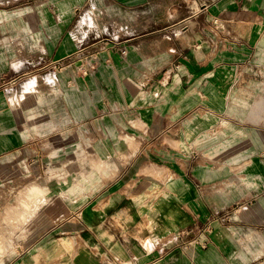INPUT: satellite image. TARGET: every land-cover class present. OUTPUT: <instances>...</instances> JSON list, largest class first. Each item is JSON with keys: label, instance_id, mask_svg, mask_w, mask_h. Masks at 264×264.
I'll return each instance as SVG.
<instances>
[{"label": "rangeland", "instance_id": "374dc122", "mask_svg": "<svg viewBox=\"0 0 264 264\" xmlns=\"http://www.w3.org/2000/svg\"><path fill=\"white\" fill-rule=\"evenodd\" d=\"M155 1L0 0V139L9 136L11 146L0 152V264L36 248L44 234L57 236L50 227L73 210L77 223L82 206L117 176L116 158L150 150L163 157L167 147L186 152L194 142L204 163L235 174L237 186L249 185L251 168H258L249 159L264 158V25L250 60L230 71L232 83L204 84L183 116L143 118L132 111L129 88L162 79L163 63L182 44L177 18L191 8ZM111 85L120 102L101 101ZM141 96L136 104L152 105L154 95ZM158 99L151 107H161ZM29 185L35 193L24 210L22 190ZM161 192L157 187L139 198V210ZM244 202L242 196L232 205L235 220ZM245 221L235 231L240 241L264 237V225ZM261 251L251 264H264Z\"/></svg>", "mask_w": 264, "mask_h": 264}, {"label": "crops", "instance_id": "0c3cea01", "mask_svg": "<svg viewBox=\"0 0 264 264\" xmlns=\"http://www.w3.org/2000/svg\"><path fill=\"white\" fill-rule=\"evenodd\" d=\"M176 1L155 3L191 7L177 18L182 25L180 51L170 53L163 63L162 79H153L147 89L129 88L130 101L125 98L143 118H167L176 112L183 116L187 102L204 84L221 87L232 83L230 71L250 60L263 31L264 0ZM159 15L152 13L155 19ZM192 21L197 28H191ZM112 86L102 89L105 97L101 101H121L112 98ZM143 93L155 96L151 106L159 96L161 107L136 104ZM85 103L92 112L93 100L86 96ZM192 143L184 147L186 152L167 147L163 157L150 150L148 156L116 158L117 176L82 206L77 223L78 213L73 210L65 221L50 227V233L59 231L57 236L44 232L36 248L24 249L6 264H251L263 252L264 237L247 245L235 231L243 228L246 219L264 225V158L258 162L249 159L248 166L258 168H251L249 185L237 186L235 174L226 175L204 163L198 146ZM10 147L9 136H3L0 152ZM156 169H163V175H157ZM157 187L162 189L159 200H147V208L141 212L138 199ZM242 196L246 210L237 219L245 220L237 221L232 216L237 209L232 205Z\"/></svg>", "mask_w": 264, "mask_h": 264}, {"label": "bare ground", "instance_id": "6f19581e", "mask_svg": "<svg viewBox=\"0 0 264 264\" xmlns=\"http://www.w3.org/2000/svg\"><path fill=\"white\" fill-rule=\"evenodd\" d=\"M130 139V138H129ZM23 198H22V205L25 207L24 210H26V208L28 209V207L30 206V204L32 203L33 201V196H34V193H35V188H34V185H29V186H26L23 190ZM22 217H24V214L21 215ZM20 217V215H19ZM0 248H2V241L0 240Z\"/></svg>", "mask_w": 264, "mask_h": 264}]
</instances>
